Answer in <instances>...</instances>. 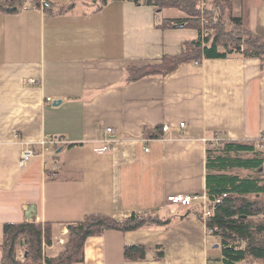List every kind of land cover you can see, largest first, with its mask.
I'll use <instances>...</instances> for the list:
<instances>
[{
    "label": "crops",
    "instance_id": "obj_1",
    "mask_svg": "<svg viewBox=\"0 0 264 264\" xmlns=\"http://www.w3.org/2000/svg\"><path fill=\"white\" fill-rule=\"evenodd\" d=\"M46 1L54 14L43 7L0 11V243L5 223L48 222L52 243L43 251L55 256L68 224L90 214H183L188 206L167 197L205 194L208 141L264 138V68L242 52L125 83L128 67L159 63L198 36L183 23L157 25L184 11L161 15L133 0ZM208 1L209 8L219 4L226 28L237 18L264 38V0ZM166 123L169 131L160 132ZM106 127L114 141L97 153ZM46 135L67 143L21 166L22 150ZM211 235L192 215L166 227L110 229L89 237L75 264H224L216 260L222 254L213 258L219 245ZM127 245H142L145 258L126 259Z\"/></svg>",
    "mask_w": 264,
    "mask_h": 264
},
{
    "label": "trees",
    "instance_id": "obj_2",
    "mask_svg": "<svg viewBox=\"0 0 264 264\" xmlns=\"http://www.w3.org/2000/svg\"><path fill=\"white\" fill-rule=\"evenodd\" d=\"M107 1L99 0L100 4ZM133 1L152 6L157 13L164 8L184 11V18L162 19L157 25L160 28H171L183 23L184 27L196 30L198 36L194 40L186 41L178 54L162 55L159 63L128 67L125 83L147 76H163L180 64L200 62L205 57H223L241 52L245 57L259 59L264 68V38L241 28L239 19L232 18L235 25L226 28L219 15H213L199 7L200 0ZM25 5L43 7L47 14L56 12L46 0H0V11L12 13ZM221 11H224L223 5ZM202 15L210 19L208 24L202 25ZM203 28H207L208 32L203 34ZM160 132H163L162 128ZM259 142L264 145V141L260 139L223 138L207 142L205 195L210 200L224 193L229 196L223 198L212 215L206 219L202 216L201 203L188 205L183 214L165 218L153 212H133L123 220H115L102 214H90L80 223L68 224L62 250L55 256H46L42 248L43 243H52L50 223H5L0 243V264L80 263L84 260L85 243L89 237L100 236L110 229L125 232L152 226L166 227L189 215L203 219L206 229L212 231L210 234L216 238L222 254L216 260L224 264H264V150L257 146ZM123 255L128 260H143L145 250L142 245H127ZM163 255V249L158 247L156 258L161 259Z\"/></svg>",
    "mask_w": 264,
    "mask_h": 264
},
{
    "label": "built area",
    "instance_id": "obj_3",
    "mask_svg": "<svg viewBox=\"0 0 264 264\" xmlns=\"http://www.w3.org/2000/svg\"><path fill=\"white\" fill-rule=\"evenodd\" d=\"M208 0H202L200 2V8L203 11H208L210 13H212L213 15H217L218 13V8H219V4L217 6V4H215L212 8H209L208 6ZM31 8L27 5L21 7V9H28ZM210 21L209 18H207L206 16L202 15L201 17V22L202 25H206L208 24ZM208 29L207 28H203V34L207 33ZM195 63H199V61H195ZM47 100L51 101L50 98H47ZM179 127H185V123L184 122H180L179 123ZM169 124H163L162 125V131L166 132L169 131ZM105 134L99 138L97 141L100 143L98 145H96L94 147V151L97 153H105L108 152L110 150L111 144L114 141V137L111 136L112 133V128L111 127H106L104 129ZM149 139L151 138H144L143 141L147 142ZM262 142L264 141V138H259ZM67 143V141L64 138L58 137V136H53V135H46L43 138H41L39 141L35 142V143H29V145H27V147H25L22 152H21V157L19 160V164L21 166L25 165L26 161L29 160L30 158L34 157V156H44L49 152H55V150L62 146L65 145ZM259 148L263 149V144L259 142V144L257 145ZM148 149V148H146ZM54 163L55 165L58 167L59 163L57 159H54ZM229 195L224 193L221 196L216 197L213 200L208 199V197L205 194H175V195H170L169 197H167V201L170 202V204L172 205H176V206H188L191 205L193 203H201L202 205V216L204 219H206L207 217L211 216L213 211L217 208V205L222 201L223 198L228 197ZM207 232L210 234L212 231L211 230H207ZM63 241V240H62ZM62 241H60V243H62ZM44 244L43 243V249H44Z\"/></svg>",
    "mask_w": 264,
    "mask_h": 264
},
{
    "label": "rangeland",
    "instance_id": "obj_4",
    "mask_svg": "<svg viewBox=\"0 0 264 264\" xmlns=\"http://www.w3.org/2000/svg\"><path fill=\"white\" fill-rule=\"evenodd\" d=\"M31 8H33V7H31ZM28 9H30V8H28ZM166 11H173V13H180V12H178L177 11V8H175V9H173V8H164L161 12H162V14L161 15H163V14H170L171 12H166ZM179 11H181V10H179ZM160 12V13H161ZM206 16V15H205ZM209 17V16H208ZM264 150V149H263ZM210 240H211V242L214 244L213 246L215 247L216 245H219L218 244V242L216 241V238L215 237H213L212 235L210 236ZM209 240V241H210ZM51 245V244H50ZM47 246H49V245H47V244H44V248H47ZM212 249H213V258H215V257H218V256H220V254H221V249H220V247H215V248H213L212 247ZM43 253H44V251H43ZM214 260V259H213ZM215 262V261H214Z\"/></svg>",
    "mask_w": 264,
    "mask_h": 264
},
{
    "label": "water",
    "instance_id": "obj_5",
    "mask_svg": "<svg viewBox=\"0 0 264 264\" xmlns=\"http://www.w3.org/2000/svg\"><path fill=\"white\" fill-rule=\"evenodd\" d=\"M181 25H182V24H181ZM240 48H241V47H239V49H240ZM59 102H60V101H57V102L55 101V102H54V105L58 104ZM60 150H61V148L58 149L57 152H59ZM216 246H218V245H216Z\"/></svg>",
    "mask_w": 264,
    "mask_h": 264
},
{
    "label": "clouds",
    "instance_id": "obj_6",
    "mask_svg": "<svg viewBox=\"0 0 264 264\" xmlns=\"http://www.w3.org/2000/svg\"><path fill=\"white\" fill-rule=\"evenodd\" d=\"M200 7V6H199Z\"/></svg>",
    "mask_w": 264,
    "mask_h": 264
}]
</instances>
